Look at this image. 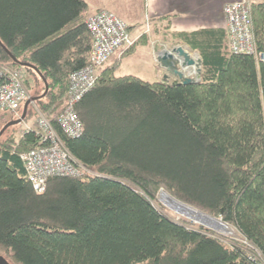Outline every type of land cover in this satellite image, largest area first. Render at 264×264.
Returning <instances> with one entry per match:
<instances>
[{"label":"trees","instance_id":"16d2710c","mask_svg":"<svg viewBox=\"0 0 264 264\" xmlns=\"http://www.w3.org/2000/svg\"><path fill=\"white\" fill-rule=\"evenodd\" d=\"M87 10L85 0H0V66L20 71L29 98H38L26 118L38 111L92 173L51 178L36 193L20 155L42 147L37 126L18 138L8 128L0 137V255L9 264H264V2L249 4L261 60L231 54L217 30L175 36L199 54L192 84L118 77L134 47L106 64L113 55L76 105L82 134L70 139L57 118L70 75L89 61ZM18 63L45 79V96L36 71ZM161 192L236 238L166 217Z\"/></svg>","mask_w":264,"mask_h":264},{"label":"built area","instance_id":"2783aa9c","mask_svg":"<svg viewBox=\"0 0 264 264\" xmlns=\"http://www.w3.org/2000/svg\"><path fill=\"white\" fill-rule=\"evenodd\" d=\"M223 16L226 23L228 51L234 55H253L261 60V55L256 53L254 48L248 2L240 0L226 4L223 7ZM85 26L92 39L89 61L85 67L70 75L65 106L57 118V125L62 135L70 139L78 138L82 134V124L75 113L76 105L95 86L103 65L116 53L122 54L133 47L136 41L130 35L127 24L107 10L89 16ZM146 28L149 29L148 22H146ZM187 54L194 65L183 66V59L177 58V61L181 59L182 75L192 67L196 66L199 69L198 60H195L191 54ZM156 59L158 62L160 57ZM21 80L20 71L11 72L0 66V111L17 113L29 99ZM37 114L35 134L42 147L20 155L32 189L40 194L45 191L46 183L51 178H77L84 174H92L90 170L73 159L51 123L39 113ZM27 131H30L29 127Z\"/></svg>","mask_w":264,"mask_h":264},{"label":"crops","instance_id":"0c3cea01","mask_svg":"<svg viewBox=\"0 0 264 264\" xmlns=\"http://www.w3.org/2000/svg\"><path fill=\"white\" fill-rule=\"evenodd\" d=\"M99 1V2H98ZM94 13L98 10H108L124 21L132 37H139L146 22L151 25L150 37H144L130 56L134 55L137 47L147 49L164 47L165 43L175 42V36L181 33H193L199 30L225 31L226 23L223 7L226 4L240 0H98ZM248 4L261 3L264 0H247ZM106 7V8H105ZM93 13V14H94ZM90 14L89 15H93ZM226 37V36H225ZM180 43V42H179ZM156 50V48H155ZM128 56V57H130ZM127 58V56L125 57ZM148 67H141L144 72L156 77L154 62ZM165 70V69H164ZM161 70L166 77V70ZM168 74V73H167ZM145 75V74H143Z\"/></svg>","mask_w":264,"mask_h":264},{"label":"rangeland","instance_id":"374dc122","mask_svg":"<svg viewBox=\"0 0 264 264\" xmlns=\"http://www.w3.org/2000/svg\"><path fill=\"white\" fill-rule=\"evenodd\" d=\"M85 1L88 4L87 12H89L90 14H93L94 10H95V7L97 6V1L98 0H85ZM150 34H151V25L149 24V29H147L146 28V24H145L143 33L139 37L138 36L137 37H133L134 39H136L135 44L133 46L134 49H135V46L137 45V43H139L141 38L150 37ZM164 45H165L164 47H152L153 51L151 53V56H150V53L148 54L147 49H144L142 47H137V50H136L134 55L130 56V54H127V58L124 57V59L121 61L120 68L117 71L116 75L118 77L134 76V77H138V78L142 79L143 81H147V82H152V81H163V82H166V83H172V82H175V81L180 82L179 79L176 76L172 75L166 68L162 67L160 62H159V60L157 62L156 58L157 57L161 58L165 53L169 54L173 50H176L177 48H181L184 52H187V53L191 54L193 56V58L195 60H198V61L200 60L199 54L196 51H193L192 49H190L189 46H187L186 44H183L181 42L179 43L178 41L172 42L170 44H169V41H168V43H165ZM133 47H130L128 50L133 49ZM155 48H156V50H155ZM128 50H126V51H128ZM133 51L134 50H132V53H133ZM122 55L119 54V53H116L106 64H108V65L111 64L113 62V60H115V59L117 60V57L119 59V57H121ZM128 56H130V57H128ZM150 60H152V63L154 62V64L157 65L156 67L160 68V69L156 70V72H157L156 75L157 76L154 77V78H152L150 74L146 75V73L144 72V69L141 68V67H146L147 68L148 65L151 64ZM180 63H181V59H179L176 62V67H177V70L181 72V70H180V65L181 64ZM199 69H200V67H199ZM161 70H164L166 72V74H165V75H167L166 77H162ZM143 74H145V75H143ZM198 75H199L198 69L195 66V68L194 67L190 68L189 71L183 75V77L190 78V79L195 81V80H197ZM29 106L35 107L34 103L29 105ZM22 108H23V106L21 107L20 110L17 111V113H8V112L4 113V112L0 111V130L2 129V127L5 124H7V123H9L11 121H15V120L19 119L21 114H22ZM29 108L27 109L28 111H29ZM35 112L38 113V111L35 110L33 112L35 115H36ZM26 115H27V113H26ZM37 116H38V114H37ZM35 121H36V118L34 117V115H30L29 114L28 117L20 125L12 126L10 128L13 131L16 130V134H17V138H18V137H21V134H23V133H25L27 131L28 127L30 129L31 125L36 124ZM160 194L157 196V201H158V198H159ZM158 209L163 215H165L166 217L172 219L176 223L182 224L181 221H186V222L191 223L192 225H195V226H199L200 225L202 227H205L206 229H209L210 231H213L215 234L217 233L221 238L222 237L223 238H230V239L236 238V234H235L234 230L231 227H229V226H227L225 224H224L225 228L228 229V232H226V231L223 232L221 230V228L219 226H217L216 223L212 224L213 227H210V226L208 227L206 225H202L200 223H197L194 219H191V218H188V217H183L179 213L170 211L169 209H167L163 205L158 207ZM201 220L206 221V220H204L202 218H201ZM0 256L4 258V256H2V255H0ZM4 259L8 262V260L6 258H4Z\"/></svg>","mask_w":264,"mask_h":264},{"label":"water","instance_id":"95a60500","mask_svg":"<svg viewBox=\"0 0 264 264\" xmlns=\"http://www.w3.org/2000/svg\"><path fill=\"white\" fill-rule=\"evenodd\" d=\"M1 45V44H0ZM6 53L7 51L1 47ZM12 58V57H11ZM177 58H181L183 59V66H193L194 65V62L190 59V57L188 56V54L186 52H184L181 48H177L176 50H173L171 53H165L160 59H159V62L161 64L162 67L166 68L172 75L176 76L178 79H179V84H182V85H187V84H192L193 82H195L194 80L190 79V78H185L183 77V75L181 74L180 71L177 70V67H176V62H177ZM12 60L14 61V59L12 58ZM20 67H29V68H32L33 70L36 71V73L39 75L40 79L42 80L43 82V85H44V93L42 95L45 96L47 91H48V85H47V82L45 81V79L39 74V72H37L36 69H34L33 67H30L28 65H25V64H20ZM201 65V61H197V66L200 67ZM198 73H200V69H198ZM38 98H30L28 99L24 104H23V108H22V114L20 116L19 119L15 120V121H11L7 124H5L2 129L0 130V137L2 136V134L10 127L12 126H16V125H20L24 120H25V117H26V113H27V109H28V106L33 104ZM163 194L164 195H167V197L173 201L174 203L178 204L179 206L183 207V208H186V209H190V210H193L195 211L198 215H200L202 217V219L206 220V221H203L201 220V218H198V219H195V221L197 223H200L202 225H206V226H210V227H213L212 224H218L219 226H222V227H225V225L223 223H221L220 220H217V219H214L212 217H209L199 211H196L195 209L193 208H190L182 203H179L178 201L174 200L173 198H171L168 194H166L165 192H161L159 198H158V202L163 205L164 207H166L167 209H169L170 211H173V212H176V213H179L177 212L176 210H174L169 204L168 202L171 203L170 200L165 201L163 199ZM181 214L183 217H188L190 218L189 216H187L186 214H182V213H179ZM192 219V218H191ZM0 264H9L3 257L0 256Z\"/></svg>","mask_w":264,"mask_h":264},{"label":"bare ground","instance_id":"6f19581e","mask_svg":"<svg viewBox=\"0 0 264 264\" xmlns=\"http://www.w3.org/2000/svg\"><path fill=\"white\" fill-rule=\"evenodd\" d=\"M163 199L165 200V201H167L168 202V200H170L168 197H167V195H164L163 194ZM168 199V200H167ZM171 201V200H170ZM168 204L174 209V210H176L177 212H179V213H182V214H186L187 216H189L190 218H192V219H198V218H202L200 215H198L195 211H193V210H190V209H186V208H183V207H181V206H179L178 204H176V203H174L173 201H171V203L170 202H168ZM217 226H219L218 224H217ZM220 228H221V230L224 232V231H226V232H228V229L227 228H225V227H222V226H219Z\"/></svg>","mask_w":264,"mask_h":264}]
</instances>
